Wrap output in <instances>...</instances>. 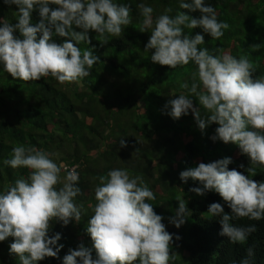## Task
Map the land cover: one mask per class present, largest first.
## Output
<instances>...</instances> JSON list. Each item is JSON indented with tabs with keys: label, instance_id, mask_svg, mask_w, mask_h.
<instances>
[{
	"label": "clouds",
	"instance_id": "clouds-1",
	"mask_svg": "<svg viewBox=\"0 0 264 264\" xmlns=\"http://www.w3.org/2000/svg\"><path fill=\"white\" fill-rule=\"evenodd\" d=\"M3 3L16 6L18 22L13 25L0 18V65L12 78L24 82L51 77L65 84L89 76L99 58L91 49L81 52L78 47L90 42L89 31L96 33L103 45L110 37H120L124 28L132 24L130 6L114 0H3ZM179 7L199 11L200 16L193 18L183 11L170 16L172 9L166 8L164 14L154 19L151 6L138 5L143 17L139 31L151 33L144 48L147 52L154 49L151 61L172 69L189 62L196 66L191 73V87L184 83L181 88L188 89L198 99L206 117L202 116L201 107L193 106L191 96L185 94L167 101L164 106L169 109L167 115L179 119L191 111L201 131L212 123L217 124L210 139L237 145L240 154L248 157L252 167L247 171L254 176L255 166H264V77L254 78L256 65L247 55L239 58L227 52L212 55L207 48L198 47L205 42L204 35L184 33V28L199 27L219 40L229 24L217 19L212 5L205 0H180ZM34 8L39 14L35 25L31 23ZM17 29L23 39L13 35ZM54 34L70 39L57 44L51 41ZM125 146L121 139L120 147ZM4 163L13 169L30 171L27 178L16 179L0 192V242L13 238L8 251L18 258L19 264L57 258L63 245L57 243L60 233L49 237L51 222L59 221L65 226L70 221L79 223L85 212L82 203H75L81 194L78 172L58 165L42 149L23 145L14 147L11 159ZM230 163L231 157L200 162L181 171L179 178L182 182L191 178L202 184L203 187L190 189L197 195L209 191L219 194L231 214L224 213L219 203H211L207 213L210 217H220L219 235L227 237L232 244L244 245L257 230L256 225L236 226L230 221L264 219V183L235 168L229 170ZM62 169L67 173L63 178ZM99 181L94 189L96 203L89 205L92 215L85 228L91 247L81 243L76 249H69L62 264H170L175 259L170 254L173 234L166 231L163 217L146 202L155 200L156 196L142 176H130L127 169L114 168L106 176H100ZM57 185L62 186L57 188ZM177 201L175 216L169 217V223L179 228L190 210L183 198L178 197ZM246 253L247 257L254 256V248L249 246ZM247 257L239 264H250Z\"/></svg>",
	"mask_w": 264,
	"mask_h": 264
},
{
	"label": "trees",
	"instance_id": "trees-1",
	"mask_svg": "<svg viewBox=\"0 0 264 264\" xmlns=\"http://www.w3.org/2000/svg\"><path fill=\"white\" fill-rule=\"evenodd\" d=\"M114 2L130 6L132 24L124 28L120 37H110L103 45L98 35L89 31L90 42L78 45L81 52L91 49L99 58L89 76L65 84L51 77L24 82L12 78L0 65V192L29 174V169H13L4 163L11 159L12 149L21 145L44 150L58 165H66L67 170L73 165L80 177L81 194L75 198V203L84 205L82 220L70 221L66 226L52 221L48 235L60 233L57 243L63 248L57 258L46 257L36 264H62L69 249H76L81 243L91 247V238L85 231L92 215L89 205L96 203L94 189L100 183L99 177L114 168L127 169L130 176H142L156 196L155 200L146 202L163 217V223L175 216L178 197L186 201L190 215L185 223L179 228L165 225L166 231L173 234L170 254H181V264H239L247 257L249 246L255 252L254 256L247 257L250 264H264V219L230 221L236 226L255 224L257 228L244 245L232 244L227 237L219 235L220 217H210L207 213L211 203H219L224 213L231 214L228 205L214 191L202 196L190 191L203 187L198 181L189 178L182 182L179 178L181 171L200 162L231 157L229 170L235 168L264 183V166H255L256 174L252 176L247 171L252 165L247 156L240 154L237 145L212 141L210 137L217 124L212 123L201 131L191 111L179 119L167 115L169 109L164 108L165 104L179 94L190 95L193 106L201 107L188 89L181 88L184 83L191 87V73L196 66L189 62L172 69L153 63L150 57L154 49L144 50L151 33L139 31L143 20L138 8L141 3L153 8L154 19L164 14L166 8L172 9L170 16L183 11L199 18V11L180 9V0ZM205 3L215 8L217 19L228 23L229 28L219 40L203 33L199 27L184 28V33L204 35L205 42L198 47L207 48L212 55L222 52L237 58L247 55L256 65L254 78L264 77V0H205ZM31 17L35 25L39 21L38 9H33ZM0 18L16 24V6L9 7L0 0ZM13 35L23 39L18 29ZM67 39L70 37L54 34L51 41L62 44ZM257 44L259 50H256ZM201 114L207 115L202 107ZM121 139L126 142L125 147H120ZM241 164L243 168L239 167ZM66 174L62 169L61 178ZM12 239L8 237L0 242V264H19L18 258L8 251ZM92 255L95 257L94 251Z\"/></svg>",
	"mask_w": 264,
	"mask_h": 264
},
{
	"label": "rangeland",
	"instance_id": "rangeland-1",
	"mask_svg": "<svg viewBox=\"0 0 264 264\" xmlns=\"http://www.w3.org/2000/svg\"><path fill=\"white\" fill-rule=\"evenodd\" d=\"M162 203V202H161ZM167 226H172L174 227L173 224L169 223V220L167 222L164 223ZM173 256L175 257L174 261L171 260L170 264H181V254H179L178 252H173Z\"/></svg>",
	"mask_w": 264,
	"mask_h": 264
},
{
	"label": "built area",
	"instance_id": "built-area-1",
	"mask_svg": "<svg viewBox=\"0 0 264 264\" xmlns=\"http://www.w3.org/2000/svg\"><path fill=\"white\" fill-rule=\"evenodd\" d=\"M73 169V165L68 166V170Z\"/></svg>",
	"mask_w": 264,
	"mask_h": 264
}]
</instances>
